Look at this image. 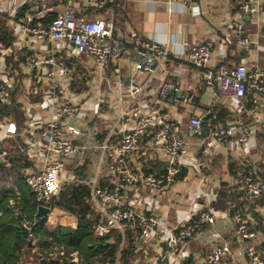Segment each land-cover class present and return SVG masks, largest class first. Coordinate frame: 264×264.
<instances>
[{
	"label": "built area",
	"instance_id": "built-area-1",
	"mask_svg": "<svg viewBox=\"0 0 264 264\" xmlns=\"http://www.w3.org/2000/svg\"><path fill=\"white\" fill-rule=\"evenodd\" d=\"M174 1L187 7L191 0ZM32 2L13 0L16 12L0 16L11 31L19 29L29 41L28 45L21 44L15 35L10 46L0 47L8 56L13 54L9 63L0 60V107L9 104L12 90H17L16 102L23 113L22 123L10 118L0 120V129H5L0 132V142L4 138H20L21 151L38 165V169L25 170V183L37 210L40 206L50 208L40 218L30 217L21 207L15 209L34 254L23 252L18 264H123L128 228L134 234L135 264L141 262V252L146 255L145 264H185L192 256L189 242L218 219L212 207L218 194L208 195L203 207L180 226L169 225L154 208L131 204L129 197L164 196L167 186L174 184L183 170L189 142L179 133L180 120L168 107L193 100L191 91L179 80L185 71L190 67L201 70L205 84L216 87L226 101L242 103L252 93L251 111L257 112L264 101V68L225 62L216 66L213 40L194 45L182 41L179 47H183L184 62L171 72L174 78L165 79L153 89L159 70L167 72L171 53L155 37L117 31L111 15L81 14L76 9L77 0H66L64 8L52 19H47L41 8L33 12ZM107 2L94 0V5L103 8ZM236 2L244 15L262 11L261 0ZM27 3L31 4L29 9L20 13ZM240 18L234 21L238 45L257 46L258 34L254 35ZM47 43L48 49L41 47ZM80 79L86 88L80 89ZM29 107L39 112V117ZM202 119L193 116L186 123L192 135L201 134ZM211 122L210 117L205 121L209 126ZM251 134L250 125L243 120L210 128V136L217 141L236 137L239 144H245ZM93 149L98 152L97 169L87 179H81L78 171ZM143 153L163 155V172L135 168L132 155L140 157ZM7 155V151L0 153V161L10 165ZM102 171L112 179L110 184H101ZM67 183H85L90 188L91 234L101 238L113 230L121 233L115 259L87 257L69 243L51 234L42 237L37 232L38 223L51 215L55 208L51 203ZM237 183L249 201H257L264 194V176L254 166L241 171ZM63 210L65 214L73 213ZM262 217V229L258 231L248 215L234 212L231 237L217 241L198 255L199 264H239L242 259L247 264H264V252L258 247V241L264 240V211ZM152 254L157 256L155 263L151 261Z\"/></svg>",
	"mask_w": 264,
	"mask_h": 264
},
{
	"label": "crops",
	"instance_id": "crops-1",
	"mask_svg": "<svg viewBox=\"0 0 264 264\" xmlns=\"http://www.w3.org/2000/svg\"><path fill=\"white\" fill-rule=\"evenodd\" d=\"M32 1L35 3V8L37 7L33 12L41 8L47 15L60 12L66 2V0H61L56 6H51L43 3L44 0ZM261 1H263L262 11L258 15L242 14L236 0H191L187 7L174 0H108L103 8L96 7L94 0H77L76 9L79 13L89 17L111 15L115 18L117 31H131L144 38L153 36L160 44L171 50L170 58L166 63L167 72L159 70L153 81L152 88L156 89L165 79L174 78L171 72L180 62H184L183 47H179L182 41L194 45L204 40H213V64L216 66L225 62L229 64L248 63L264 68V0ZM15 12L13 0H0V16ZM239 18L254 35L258 34L257 46L242 48L238 45L234 21ZM15 30L11 31L13 35L19 37L21 44L28 45L29 41L20 30L17 28ZM49 45L50 43L42 44L41 47L48 49ZM0 47L4 45L0 44ZM8 54L0 48L1 61L9 63L13 60L10 58L13 54L9 56ZM89 65H93L92 60ZM179 80L183 87L189 89L193 95V100L187 104L181 103L168 107L173 116L180 120L179 133L189 142V152L183 158V170L176 182L167 186L164 196L146 195L143 199L130 196L129 200L131 204L141 205L145 209L154 208L169 225L180 226L203 207L208 195L217 193L218 197L214 203L219 202V204L212 206L218 215L216 223L213 226L206 225L188 245L192 256L185 264H199L198 255L210 249L217 241H224L231 237L234 212L239 211L248 215L253 221L252 224L254 226L256 224L258 231L262 229L264 198L257 201L246 199L239 189L237 177L241 171L251 166L257 168L259 175L264 176V101H261L257 112L251 111L252 93H249L242 103L226 101L216 87H208L205 84L201 70L194 67L185 71ZM36 101H41V99ZM28 110L35 112L31 107ZM219 112H222V119L218 125L235 124L241 120L250 125L252 134L245 144H239L236 137L223 141L212 139L207 123L204 125L207 138L201 134L192 135L186 128L190 117L203 118L210 114L209 117L212 119L216 118ZM38 115H40L39 112L35 114L36 117H39ZM5 118L13 119L10 116ZM4 130L0 129V132ZM87 160H89L87 168L89 173L87 177H89L97 169V149L90 151ZM27 161L29 164L21 169L24 177L26 169H38L37 163L28 159ZM132 161L135 168L145 171L153 169L163 172L166 166V158L161 154L146 155L143 153L140 157L132 155ZM100 181L104 185L110 184L112 179L105 171H102ZM21 185L20 183L16 187L17 194L21 197L19 200H24L19 207L27 212V208L33 204L34 211L27 213L34 217L38 210L34 198L31 202L32 193L29 197L24 196ZM14 213L16 215L15 209ZM17 219L18 226L21 227V217ZM46 221L50 229L48 230L51 232L59 226L70 229L78 227L77 215L70 212L65 214V210L56 207ZM258 247L264 252L262 238L258 241ZM141 253L138 258L141 262L137 264H145L146 255ZM151 258V261L155 263L157 256L152 254ZM239 262V264H247L245 259Z\"/></svg>",
	"mask_w": 264,
	"mask_h": 264
},
{
	"label": "trees",
	"instance_id": "trees-1",
	"mask_svg": "<svg viewBox=\"0 0 264 264\" xmlns=\"http://www.w3.org/2000/svg\"><path fill=\"white\" fill-rule=\"evenodd\" d=\"M61 0H44L51 6H56ZM41 3V2H40ZM35 5V3L32 2ZM31 4L27 3L20 13H24L29 9ZM56 16L55 13L48 14L47 19H52ZM15 39V35L11 32V29L7 25L6 20L0 19V44L4 46H10ZM81 88H86L85 82L79 80ZM18 92L12 90L11 102L7 105L0 107V119H4L6 116L12 117L18 123H22L23 113L20 111V104L17 101ZM216 118H212L211 125H207L208 130L222 119V112L218 113ZM18 140L20 138L18 137ZM18 140L13 137L4 138L0 142V153L7 151V162L0 163V264H18L23 252L27 251L31 253L29 242L25 239L26 232L18 226V216L15 215L14 209L20 206L24 200H19L16 187L25 181L21 172L22 167L27 166V156L21 151ZM88 164L89 160L85 163L84 167L78 171V176L81 179H86L88 176ZM222 191V190H221ZM90 197V188L85 183H67L62 189L60 196L52 203V207H61L69 210L78 216L77 229L65 228L63 226L57 227L53 232L49 231L45 226L46 217H44L38 224L37 232L44 237L51 234L55 236V239L65 241L73 247L79 248L85 256L98 255L101 259H115L120 247L121 233L117 230H113L105 237H95L89 232V226L92 221L88 214L91 212V206L88 201ZM261 198H264V194ZM11 200L14 204L11 203ZM227 199L225 200V202ZM218 203H213V206ZM225 206V205H224ZM229 206V205H228ZM26 207H28L26 205ZM129 236L128 245L123 250V264H135L136 253L134 251L133 243V230L128 228ZM43 247L48 244L41 243ZM38 255H35L37 257ZM38 258V257H37ZM36 264H41L39 261Z\"/></svg>",
	"mask_w": 264,
	"mask_h": 264
},
{
	"label": "water",
	"instance_id": "water-1",
	"mask_svg": "<svg viewBox=\"0 0 264 264\" xmlns=\"http://www.w3.org/2000/svg\"><path fill=\"white\" fill-rule=\"evenodd\" d=\"M128 79V78H127ZM210 116V114L206 115L205 117H203L202 119V132H201V135L204 137V138H207V131L206 129L204 128V125H205V121H206V118H208ZM49 207H46V206H40L39 207V210H38V213L36 215L37 218H40L42 215L46 214L49 212Z\"/></svg>",
	"mask_w": 264,
	"mask_h": 264
},
{
	"label": "rangeland",
	"instance_id": "rangeland-1",
	"mask_svg": "<svg viewBox=\"0 0 264 264\" xmlns=\"http://www.w3.org/2000/svg\"><path fill=\"white\" fill-rule=\"evenodd\" d=\"M21 191L23 192V195L24 196H26V197H29L30 195H31V192H30V190H29V188L26 186V184L23 182V181H21ZM30 200V199H29ZM31 202H33V197H32V195H31ZM33 205V204H32ZM32 205H30L28 208H27V212L30 214V213H32L33 211H34V205L32 206ZM30 217H32V215L30 216Z\"/></svg>",
	"mask_w": 264,
	"mask_h": 264
}]
</instances>
